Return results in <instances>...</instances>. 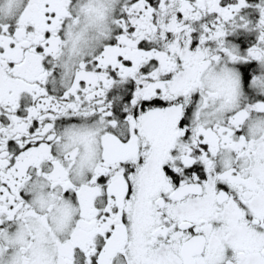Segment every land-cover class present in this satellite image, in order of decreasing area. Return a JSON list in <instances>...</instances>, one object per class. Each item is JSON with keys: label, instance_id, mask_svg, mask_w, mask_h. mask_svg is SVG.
I'll list each match as a JSON object with an SVG mask.
<instances>
[{"label": "snow or ice", "instance_id": "snow-or-ice-1", "mask_svg": "<svg viewBox=\"0 0 264 264\" xmlns=\"http://www.w3.org/2000/svg\"><path fill=\"white\" fill-rule=\"evenodd\" d=\"M0 264H264V0H0Z\"/></svg>", "mask_w": 264, "mask_h": 264}]
</instances>
